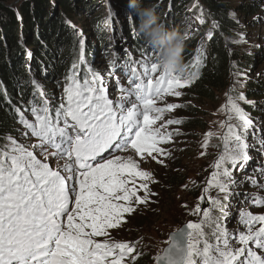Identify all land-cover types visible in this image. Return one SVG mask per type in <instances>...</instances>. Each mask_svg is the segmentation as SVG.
<instances>
[{
  "label": "snow or ice",
  "instance_id": "1",
  "mask_svg": "<svg viewBox=\"0 0 264 264\" xmlns=\"http://www.w3.org/2000/svg\"><path fill=\"white\" fill-rule=\"evenodd\" d=\"M150 51L157 53L152 47ZM142 55V61L126 62L131 87L121 90L124 95L119 102L114 103L107 96L97 75L81 81L73 73L67 78L70 83L64 89L66 98L54 113L45 100L42 108L31 110L34 123L21 117L39 143L24 147L12 140L8 150L0 151V264H126L125 258L134 251V246L97 242L92 237L108 235L107 229L118 227L125 213H133V198L136 203L146 202L148 187L140 184L139 189L146 195L138 196L136 178L146 179L149 174L140 170L132 158L114 153L104 157L103 153L110 149L127 151L130 147L141 159L145 154L149 157L153 153L163 154L158 145L167 143L171 134L154 129L161 116L150 113L162 114L180 105L156 107L155 98L178 97L181 93L175 89L186 87L191 80L189 77L182 81L172 71L161 70L157 59L143 51ZM156 73L159 75L153 80ZM229 104L241 122L240 127L251 126L231 97ZM228 127L224 152L213 165L218 171L213 172V180L209 182L210 187L221 192H227L228 182L235 183L226 165L236 167L249 159L242 135L233 131L231 125ZM29 148L54 149L51 155L67 158L69 163L62 171L53 170ZM204 191L207 193L208 188ZM203 216L206 222L214 223L209 211H204ZM241 222L247 232L241 231L238 240L217 224L212 233L214 244L207 239L202 224L188 223V231L175 234L160 259L164 264H264V226L253 227L256 223L264 225V215L243 213ZM233 240L241 247H233ZM249 243L260 249L261 254Z\"/></svg>",
  "mask_w": 264,
  "mask_h": 264
},
{
  "label": "rangeland",
  "instance_id": "2",
  "mask_svg": "<svg viewBox=\"0 0 264 264\" xmlns=\"http://www.w3.org/2000/svg\"><path fill=\"white\" fill-rule=\"evenodd\" d=\"M17 1L18 0H15L12 4L17 3ZM164 3L166 6L172 7V3H169V0H166ZM251 3L257 8L250 16L240 15L237 12L236 9L240 5H249ZM232 5L233 12L231 18L233 22L238 24L239 33L234 42L227 43V47L233 52L252 58L255 62L254 66L246 70L242 68L237 71V69H235L230 76L228 88L219 93L216 101L213 103H190L186 95L187 86L175 89L181 93L178 97L174 95H164L162 98L155 101L156 107L164 109H167L168 104H177L180 105V107L186 106L187 104L191 105V107L196 108L202 118L206 120L205 129L196 132L194 135L187 136L185 133L181 134L180 130L176 128L174 124L167 125L168 120H174L180 115V107H177L171 111L165 110L162 114L154 113L152 115L161 116L160 119L156 120L153 128L158 129L162 134H171V138L167 143L158 145V147L164 150L163 154L153 153L155 159L145 154L144 158L141 159L131 148L127 151L112 152L126 159H134L138 163L140 170L149 174L146 179L136 178L137 188L139 189L140 184H146L148 193L147 200L143 204L136 203L135 198H133L132 205L135 211L131 214L125 213L119 226L107 229L108 235L103 236L101 239L104 241L128 243L130 246H134L135 249L142 250L144 254H147L152 259L151 264H157V258L161 257L169 247L171 236L177 234L181 230L188 231L186 227L188 223L202 224L203 231L206 235V231L213 232L216 230L218 223L222 228L227 229L230 237L237 238L241 231L245 232L247 230L241 222L243 213H251L252 215L264 214V183L262 184L263 189L261 191L257 190V188L260 187V185H258L260 177L257 176L262 175V173L258 174V172H261V165L264 163V142L260 136L264 134V96L260 93L262 95L260 98L251 100L245 96L246 86H259L261 90H264V0H234ZM190 9H194V7L190 5L188 10ZM160 13L158 11L157 15L159 16ZM167 14H169V16L173 15L170 12H165V16ZM106 16L108 17L107 14ZM91 17L92 16H85L82 17V19L89 22ZM162 17L163 16L159 17L161 22L163 21ZM78 19L81 18L73 16L70 22L67 21V25L77 32L79 40H81L84 39V34L79 30L78 26L80 25H76ZM168 19L169 18H167V20ZM188 19L186 21H188ZM194 19H197V17ZM112 20L114 25L116 23L117 26V21H125L117 15L112 17ZM191 22L190 24H193L194 29H197L198 23L194 21ZM122 28L123 26H121V29ZM89 30L92 31L93 29L90 27ZM118 30L119 33H117V31L114 33L121 35L122 32L120 28ZM5 40L9 41L10 38ZM82 41H80L81 44ZM123 47H125V42L123 40L122 43H118L116 39H113V42L109 44V51H106L105 54L98 51L94 56L92 60L93 71H87L92 77L93 74H97L100 81H102V86L107 96L113 100L114 103L119 102L121 96L124 95L123 92L120 93L118 89H116L115 83H119L122 87L127 89L125 78H121L116 70L118 60L121 62L124 58L128 57V48L122 50ZM143 59V57H137L134 61L138 62ZM138 70H140L139 67ZM158 75L159 73L154 74L156 77ZM58 80L57 83H53L50 87L51 89L48 91H44V86L37 83L40 82V80L36 82L32 81L31 83V87L33 88L32 95L35 93L34 96L36 98L39 97L41 103L47 100L48 107H51L53 110H55L66 98L64 89L67 85L64 86L62 81L60 79ZM181 80L183 81L184 77H181ZM41 81L45 83L44 80ZM239 96H243L244 99H237ZM230 97L251 121V126L246 129L240 127V120L236 113L231 110V105L229 104ZM245 106L250 112L244 109ZM21 116H24L25 120H27L26 112H22ZM28 118L27 121L32 123L34 116ZM229 125L232 126L233 131L242 135L244 142L248 145L246 152L249 159L246 162L238 163L236 167L226 165L231 173L232 180L235 181V183H227V192H221L219 188L213 186L216 192H213L214 190L212 192L208 190V192L205 193L204 189H209V182L213 180V172L218 171L213 165L224 152V137L229 134ZM208 133L212 135L208 137ZM17 136V139L14 140L18 145L24 147L39 143V141L33 139L30 133L22 127L18 129ZM206 140L207 146H205ZM11 141L7 143L6 150L9 149ZM29 150H33L37 158L47 162L53 170L62 171L63 166L69 163L65 159H59L51 155L54 150L50 148H29ZM185 150H188L187 154H190L191 157L183 161V163L180 162L178 165L181 168L185 167V178L187 182L186 186L173 192L172 196L174 198V203L171 206V201H166L167 192H161V190H166L167 186L165 187V185L161 183L160 177L162 178V174L160 170L162 168L170 169L176 161H181L183 159L182 152ZM42 152H46L47 155L41 154ZM109 155L110 153L107 157H109ZM168 156L169 158L166 159ZM157 160L162 161V163L158 164ZM246 180L248 182L247 184H245ZM185 188L186 190L184 193L183 190ZM137 195L143 198L146 193L143 189H139ZM252 195L254 198L262 200V206L259 208L255 207L258 210L253 208V205L251 206L248 200H244V197ZM212 200H217L219 203L213 205L211 203ZM153 207L156 208V211L159 209L154 214H152V211L155 210ZM205 207L206 209L203 210ZM204 211H209L211 218L214 219V224L211 229L208 227V223L203 216ZM138 216H143L144 218H141L132 226V219ZM142 221H148L151 224L150 227L141 228L140 225ZM211 243L215 242L211 241ZM232 243L233 247H241L236 240H233ZM257 253L261 254V251H257ZM125 261L127 264L129 261L128 258H125Z\"/></svg>",
  "mask_w": 264,
  "mask_h": 264
},
{
  "label": "trees",
  "instance_id": "3",
  "mask_svg": "<svg viewBox=\"0 0 264 264\" xmlns=\"http://www.w3.org/2000/svg\"><path fill=\"white\" fill-rule=\"evenodd\" d=\"M14 1L0 0V151H6L7 143L18 137L22 123L20 112L28 96L33 93L32 81L40 80L37 83L48 91L54 82L66 80L76 70L77 79L82 81L87 78L85 68L93 66V57L98 51L105 54L115 36L125 42L122 50L128 48L127 55L130 52L133 56L144 57L142 51L148 56L157 55L150 51L151 47L139 33L138 17L129 8V0H18L12 4ZM165 1L141 0V3L143 6H155L156 12H161L159 17L163 16L162 22L166 27L178 29L185 35L183 55L189 69L186 79L191 78L186 92L189 102L213 103L217 95L228 88L235 69L246 70L255 64L252 58L227 47V43L234 42L239 33L238 24L231 18L234 0H169L171 8L165 5ZM190 5L194 9L188 10ZM256 8L251 3L240 5L236 10L240 15L250 16ZM165 12L173 15L165 16ZM116 15L125 20L117 21L118 26L112 20ZM73 16L81 18L76 21V25H80L78 27L84 39L79 40L77 32L67 25ZM85 16H92L89 22L82 19ZM196 17L203 23L198 22L197 29H194L190 23L197 22L194 19ZM119 28L121 35L117 34ZM9 38V41L5 40ZM80 41L83 42L81 45ZM81 54L85 65H81ZM260 93L264 96V90L259 86H246L245 96L249 100L260 98ZM245 109L249 111L247 107ZM174 120L180 121L173 124L181 134L187 136L206 127V120L196 108L188 104L180 107V115ZM187 152L183 151V159L176 161L170 169L160 170L161 183L167 186L161 192H167L166 201H171V206L174 203L173 192L186 186L185 167L181 168L178 164L191 157ZM153 208L152 214L159 210ZM141 218L144 217L132 219L131 225ZM213 224L208 223V227L211 229ZM150 225L148 221H142L140 227ZM206 232L208 240L214 238L213 232ZM133 256L132 264L152 263V259L142 250L134 248Z\"/></svg>",
  "mask_w": 264,
  "mask_h": 264
},
{
  "label": "clouds",
  "instance_id": "4",
  "mask_svg": "<svg viewBox=\"0 0 264 264\" xmlns=\"http://www.w3.org/2000/svg\"><path fill=\"white\" fill-rule=\"evenodd\" d=\"M129 8L138 17V31L145 43L156 49L161 70L168 69L178 77H187L189 69L184 61L185 35L169 29L161 22L155 6H143L141 0H129Z\"/></svg>",
  "mask_w": 264,
  "mask_h": 264
},
{
  "label": "bare ground",
  "instance_id": "5",
  "mask_svg": "<svg viewBox=\"0 0 264 264\" xmlns=\"http://www.w3.org/2000/svg\"><path fill=\"white\" fill-rule=\"evenodd\" d=\"M261 137H262V139H263V142H264V134H262V135H260ZM264 145V144H263ZM263 159H264V156H263ZM264 161V160H263ZM259 173H262L263 175H258L257 177H260V182L258 183V185H260V187L259 188H257V190H262L263 189V187H262V184L264 183V178H263V176H264V164L263 165H261V172H258V174ZM256 180V179H255ZM258 180V179H257ZM259 181V180H258ZM243 182V181H242ZM257 182V181H256ZM248 182H247V180H246V182H245V184H247ZM264 190V189H263ZM244 200H247V198L246 197H244Z\"/></svg>",
  "mask_w": 264,
  "mask_h": 264
},
{
  "label": "water",
  "instance_id": "6",
  "mask_svg": "<svg viewBox=\"0 0 264 264\" xmlns=\"http://www.w3.org/2000/svg\"><path fill=\"white\" fill-rule=\"evenodd\" d=\"M173 236H174V235H173ZM173 236H171V239H173ZM170 245H171V244H170ZM169 247H170V246H169ZM169 247H168V248H169ZM168 248H167V249H168ZM167 249H166V250H167ZM164 254H165V252H164ZM164 254L162 255V257L164 256ZM159 261L163 263V261H162L161 259H159Z\"/></svg>",
  "mask_w": 264,
  "mask_h": 264
}]
</instances>
